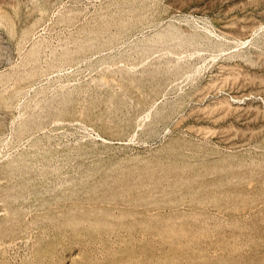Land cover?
Listing matches in <instances>:
<instances>
[{
	"label": "rangeland",
	"instance_id": "obj_1",
	"mask_svg": "<svg viewBox=\"0 0 264 264\" xmlns=\"http://www.w3.org/2000/svg\"><path fill=\"white\" fill-rule=\"evenodd\" d=\"M0 264H264V0H0Z\"/></svg>",
	"mask_w": 264,
	"mask_h": 264
},
{
	"label": "bare ground",
	"instance_id": "obj_2",
	"mask_svg": "<svg viewBox=\"0 0 264 264\" xmlns=\"http://www.w3.org/2000/svg\"><path fill=\"white\" fill-rule=\"evenodd\" d=\"M227 106H229V105H227ZM230 107H232V106H230ZM229 109H230V108H229ZM226 111H228V109H226ZM226 111H225V112H226Z\"/></svg>",
	"mask_w": 264,
	"mask_h": 264
}]
</instances>
